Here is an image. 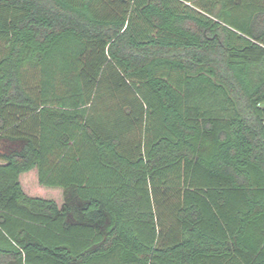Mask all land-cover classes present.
I'll use <instances>...</instances> for the list:
<instances>
[{
    "label": "trees",
    "instance_id": "obj_1",
    "mask_svg": "<svg viewBox=\"0 0 264 264\" xmlns=\"http://www.w3.org/2000/svg\"><path fill=\"white\" fill-rule=\"evenodd\" d=\"M236 1L0 0V264H264V0Z\"/></svg>",
    "mask_w": 264,
    "mask_h": 264
},
{
    "label": "rangeland",
    "instance_id": "obj_2",
    "mask_svg": "<svg viewBox=\"0 0 264 264\" xmlns=\"http://www.w3.org/2000/svg\"><path fill=\"white\" fill-rule=\"evenodd\" d=\"M236 2L239 3V5L236 6L233 10H231L230 16L232 18L231 24L235 28H239L240 26H243L248 19H250V16L252 15L251 11L253 9V6L251 5V0H247V3L245 4L241 3V5H240V0H237Z\"/></svg>",
    "mask_w": 264,
    "mask_h": 264
}]
</instances>
